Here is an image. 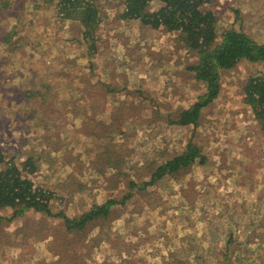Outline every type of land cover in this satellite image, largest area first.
Masks as SVG:
<instances>
[{
  "label": "rangeland",
  "instance_id": "374dc122",
  "mask_svg": "<svg viewBox=\"0 0 264 264\" xmlns=\"http://www.w3.org/2000/svg\"><path fill=\"white\" fill-rule=\"evenodd\" d=\"M56 1L12 0L0 12V150L16 161L33 155L37 171L30 177L64 197L51 200L53 211L76 216L122 195L129 178L145 180L143 158L184 146L192 128L167 125L166 113L193 102L203 84L186 71L194 55L174 33L117 19L119 0H96L100 23L90 55L93 95L76 118H71L70 93L51 113L56 119L50 124L30 118L33 109L39 116L41 102H30L24 87L53 84L57 56L64 61L76 56L80 62L90 52L88 43L68 41L80 36L75 22L55 19ZM159 6L155 1L147 9ZM204 8L214 12L218 32L233 27L264 42V0H214ZM263 69L260 63L241 61L223 72L218 97L203 109L193 134L204 162L196 160L136 192L103 226L87 225V239L79 237L76 252L90 264H159L164 255L190 247L198 263L189 257V264H264V125L253 119L242 92L246 77ZM94 80L127 89L107 93ZM77 82L55 83L53 91L73 89ZM61 114L63 124L75 130L60 132L59 125L52 133ZM111 161H117L116 167ZM11 214V209L0 211L4 218ZM61 229L59 219L33 210L2 220L0 264H52ZM227 242L231 250L225 260L221 253Z\"/></svg>",
  "mask_w": 264,
  "mask_h": 264
},
{
  "label": "trees",
  "instance_id": "16d2710c",
  "mask_svg": "<svg viewBox=\"0 0 264 264\" xmlns=\"http://www.w3.org/2000/svg\"><path fill=\"white\" fill-rule=\"evenodd\" d=\"M10 1L0 0V12L11 7L12 0ZM155 1L159 2L160 6L149 11L148 6ZM213 1L119 0L122 8L117 14V19L138 20L144 27L155 30L165 28L168 32L176 35V40L194 55L195 62L193 61L186 66V71L194 81L203 84L201 93L196 96L193 102H190L187 106L175 107L166 113L167 125L192 128L184 146L176 153H168L166 149L164 152L154 155L153 159L143 158L140 163L144 164V174L147 178L141 183L129 178L127 190L122 195L107 197L101 203L91 205L90 208L84 209L76 216H68L63 210L54 212L52 209L53 203H51V200L58 198L59 202H62L64 197L56 196L54 192L49 191L30 177L35 175L37 171V160L33 155L16 161L13 156L6 159L5 153L0 150V211L4 209L12 210V214L8 217L4 218L0 215V222L4 219L12 220L28 210L59 219L63 231L60 233L61 235L54 247L52 264H90L76 252V246L80 244L79 237H86L85 239H87V225L103 226L104 221L111 219L118 209L125 207L128 200L136 192L147 190L149 185H154L166 175L176 172L178 169L188 168L196 160L204 162L201 146L193 139V134L199 126L203 109H206L218 97L221 74L231 70L241 61L260 63L264 66V42H257L244 31L233 27L218 32L214 12L209 8H204L206 4ZM55 7V19L60 24L76 23L75 30L78 31L80 38L77 39L73 36L68 41L75 42L76 45L88 43L90 52L86 55V60H80V62L76 56H71L67 61L57 56L59 68H56L54 72L56 77L53 84L50 81H44L38 87L35 85L28 88L24 87V94L30 102L35 103L37 100L41 102L37 105L39 116H36L37 111L33 109L31 114L34 116L30 115V118L34 119L35 117L40 122L47 121L49 124L51 122L49 119H56L51 113L59 110L62 106L61 98L66 93H70L68 98L73 99V103L69 107L72 111V119L77 117L78 108H84L85 101L88 99L86 97L92 93L91 87L94 84L92 82L94 76L92 72H94L93 68L95 66L90 60V55L92 57L91 53L94 52L96 47L97 36L95 31L100 23L96 0H57ZM69 33L70 31L66 30V35ZM11 35L6 37L5 45H9ZM64 65L69 67L64 69ZM22 72V70H18L16 73L21 75ZM69 77H73V79ZM73 80L78 81L75 88H73L76 92L79 91L76 93L75 98L72 96L74 90L70 88H64L61 93L58 89L53 91V88L56 87L55 83L66 82L70 86V82H73ZM95 81L107 93L118 94L127 89L125 87L121 88L112 82ZM86 82L88 84H85ZM26 91L28 94H26ZM242 92L243 101L249 107L253 119L264 125V69L246 77ZM79 93H85V96ZM42 111L45 114L40 116ZM62 115L61 120H58L59 123H56L52 128V133L61 128V126L58 127L59 125L63 126L60 132L76 128L65 124L66 121L63 124ZM91 134L93 136L98 135L97 132L93 131ZM46 139L50 140V137L46 136ZM111 157L110 154V159ZM115 160L118 161V157ZM114 161H111L109 165H112ZM117 161L113 164V167H116ZM110 167L113 169L112 166ZM123 173L126 174V172ZM83 186V184L79 186L80 193L84 192ZM85 241L87 240H84L81 244H84ZM229 244V242L225 244V253H221L225 260L231 250ZM190 249V247L178 248L172 253L164 255L159 264H189L188 259L193 255ZM183 254H186V256ZM191 258L198 263L195 256ZM224 263L221 260L218 262V264Z\"/></svg>",
  "mask_w": 264,
  "mask_h": 264
}]
</instances>
